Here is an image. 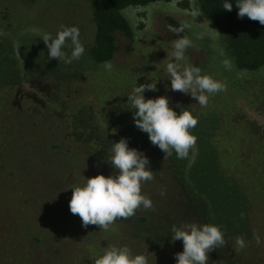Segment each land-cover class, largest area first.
Returning <instances> with one entry per match:
<instances>
[{"label":"rangeland","instance_id":"374dc122","mask_svg":"<svg viewBox=\"0 0 264 264\" xmlns=\"http://www.w3.org/2000/svg\"><path fill=\"white\" fill-rule=\"evenodd\" d=\"M196 11L193 0L125 8L131 50L125 38L117 37L108 71L87 55L93 36L87 0H0V264H95L112 245L147 256L148 264H176L183 243L172 242L171 227L191 222L220 226L225 233L227 245L208 253V264H264V66L248 72L232 63L225 69L221 40L211 31L216 29ZM167 18L190 28L180 36L170 31ZM61 25L77 27L85 47L71 64L48 59L42 40L46 33L55 37ZM183 36L192 46L184 60L176 61L173 42ZM64 50L70 54V42ZM169 62L200 67L203 75L226 82L227 90L202 107L190 95L171 90ZM152 81L157 91H145L146 100L166 96L177 115L188 110L198 118L190 130L196 146L186 159L173 153L171 171L158 146L142 147L148 134L135 127L127 101L135 86ZM47 132L67 148L60 163L53 160L35 174L29 165L31 172L22 177L2 170L9 168L7 149L22 137L32 151L29 158L43 160L50 153ZM120 137L149 159L155 178L144 182L141 192L154 211L141 207L108 231L84 228L69 210L71 188L97 175L117 174L107 160ZM104 139L107 145L98 142ZM73 145L76 152L69 151ZM16 165L21 169L22 162ZM44 184L48 192L43 194ZM15 186L16 199L14 191L5 193ZM237 236L246 242L242 250H237Z\"/></svg>","mask_w":264,"mask_h":264},{"label":"clouds","instance_id":"9594fccd","mask_svg":"<svg viewBox=\"0 0 264 264\" xmlns=\"http://www.w3.org/2000/svg\"><path fill=\"white\" fill-rule=\"evenodd\" d=\"M238 9V18L247 17L264 25V0H235ZM233 5L224 0L223 9L231 12ZM196 16L202 15L200 10ZM190 28V24L182 23L178 28H172L174 33L183 32ZM55 37L46 33L42 40L48 50V59L63 61L71 64L78 61L85 52L80 40L79 29L75 26L61 25ZM217 33L214 30H211ZM218 34V33H217ZM219 35V34H218ZM70 42V54L64 50ZM192 46L189 37L183 36L173 42V55L176 61L185 59L186 50ZM222 65L230 70L232 61L226 58L223 50L220 51ZM103 67L111 71L112 64L105 62ZM166 71L170 76L171 90L190 95L202 107H207L210 97L227 90L226 82L203 75L202 69L193 64L181 67L180 64L169 62ZM157 81L135 86L127 96L131 104L133 122L136 128L147 133L152 145L164 153V160L176 154L177 159H186L190 150L196 146L197 137L191 134L198 124V118L188 110L181 111L179 115L169 106V98L160 96L156 99H145V91L156 92ZM180 107V105H177ZM115 134V130H113ZM107 162L116 171V175H97L86 180L82 187H74L69 201L71 214L79 216L82 227L96 225L102 231H108L117 220H127L143 207L153 210V202L142 194L144 182L152 181L154 173L149 170V159L143 152L129 148L127 138H121L112 143V155ZM241 219L244 213L240 214ZM171 240L182 241L183 251L175 254L176 264H208V253L227 245L225 233L220 226L191 222L181 226L171 227ZM259 243V239L257 238ZM237 250L246 247L243 236L236 237ZM154 256V254H152ZM95 264H148L147 256L133 255L127 246H109L103 255L96 259Z\"/></svg>","mask_w":264,"mask_h":264},{"label":"trees","instance_id":"16d2710c","mask_svg":"<svg viewBox=\"0 0 264 264\" xmlns=\"http://www.w3.org/2000/svg\"><path fill=\"white\" fill-rule=\"evenodd\" d=\"M87 1L90 4V20L93 24L92 43L87 50V55L93 63L102 64L112 58L117 48L115 43L117 37L125 38L128 42L126 45V49L128 51L131 50L133 33L128 22L122 15V11L125 8L144 7L155 2L168 3L172 0ZM193 1L196 5L197 10H200L202 13V15H200L201 18L216 29L217 33L219 34V39L222 43V50L225 52L226 57L232 61L236 69L255 72L260 67L264 66V25H260L257 21H251L247 17H244L242 19L238 18V9L235 6V0H228V2L233 5L231 12L223 9L224 0ZM167 21L169 23V26H171L172 28L179 27V24L171 18H167ZM178 34L182 36L183 32H180ZM0 125H2L1 122ZM69 130V133H71L69 134L70 139L74 140V136L71 132L73 131V129L70 128ZM48 132L44 138V141L47 143V147L50 150V153H46V157L43 160L39 159L40 156L37 157V155H34L35 157L29 158L30 152L32 151H29V148H27L28 144L22 137L19 138L20 140L18 141V144L12 145L7 149L10 151L6 152L8 154V157L7 164L5 165H7L9 168H4L1 166L2 170L8 171L10 173H15L19 177H22L23 175L29 174V172H31L29 170L32 169V167L29 168V165H34L35 169H37L36 171H34L35 174L38 171L47 169L49 166H52L53 160H55L56 164L57 162L60 163L62 161V156L65 155L67 148L59 145V141L54 138V135L48 134ZM50 133H52V131H50ZM0 137L3 136L0 134ZM114 138L116 137L114 136L112 140ZM121 138L122 137H120V139ZM107 140L110 141L109 138ZM107 140H99L98 142H100L102 145H107ZM149 145L152 144L149 141V138H146L142 147H148ZM4 148V152H1L3 154L6 151ZM70 150L76 152L75 150L77 149L75 145H73L71 146L69 151ZM159 152H161L160 149ZM161 156L164 159L163 152ZM171 157H168L164 160L166 162V166H171V168H169V166L167 167L170 171L171 169H173ZM17 160L22 162L21 169H19L17 165L16 167H14V164L17 163ZM33 160H35L37 164ZM20 171H22V173ZM50 176L52 175L50 174ZM1 183H3V181H1ZM41 190L43 194L48 192L47 186L45 184L41 188ZM13 191L15 192V194L20 192L15 186L8 187V190L5 193L10 194ZM17 196L20 195L16 194L15 199L17 198ZM140 220L144 221V218H141Z\"/></svg>","mask_w":264,"mask_h":264},{"label":"flooded vegetation","instance_id":"af4514ba","mask_svg":"<svg viewBox=\"0 0 264 264\" xmlns=\"http://www.w3.org/2000/svg\"><path fill=\"white\" fill-rule=\"evenodd\" d=\"M171 95H173V93H171ZM171 97H173V96H171Z\"/></svg>","mask_w":264,"mask_h":264}]
</instances>
